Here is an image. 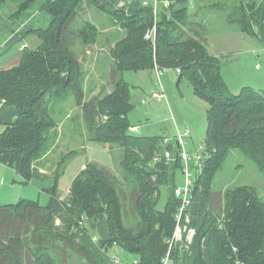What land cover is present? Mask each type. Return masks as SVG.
Here are the masks:
<instances>
[{
  "label": "trees",
  "instance_id": "1",
  "mask_svg": "<svg viewBox=\"0 0 264 264\" xmlns=\"http://www.w3.org/2000/svg\"><path fill=\"white\" fill-rule=\"evenodd\" d=\"M7 1L0 0V7ZM22 1L15 18L43 1L41 10L52 20L45 28L12 32L19 46L30 36L40 43L23 48L16 66L0 69V100L16 109L0 135V163L17 167L23 184L41 177L57 184L77 152L62 155L48 176L38 165L60 135L61 111L53 107L72 95L89 140L107 143L115 157L116 149L121 151L123 176L90 163L75 178L67 198L54 187L48 206L30 199L0 205V264H115L114 248L133 256L132 264H164L182 206L176 171L183 172L184 164L178 147L162 149L159 139L129 130L134 106L131 86L122 75L144 70L156 72L158 79L161 71H175L179 83L187 79L194 94L209 106L204 170L196 173L187 210L190 222L185 217L182 221L195 236L191 244L174 243L168 264H264V199L258 189L247 185L228 189L223 204L212 192L233 150L244 154L264 176V92L253 87L238 94L230 90L221 59L210 54L206 34L190 21L191 0H171L173 4L162 5L157 14L152 2L145 6L140 0ZM120 1L125 6L120 7ZM227 1L228 23L264 43V0ZM85 2L124 31L110 47L113 91L101 99L87 97L84 61L74 49L77 43L83 48L96 44L101 34L95 24L79 20ZM217 6L222 7L206 8ZM154 26L155 42L146 39ZM4 50L0 47V56ZM167 150L173 152L171 161L165 158ZM163 195L166 204L159 209ZM102 217L109 240L99 235Z\"/></svg>",
  "mask_w": 264,
  "mask_h": 264
},
{
  "label": "rangeland",
  "instance_id": "2",
  "mask_svg": "<svg viewBox=\"0 0 264 264\" xmlns=\"http://www.w3.org/2000/svg\"><path fill=\"white\" fill-rule=\"evenodd\" d=\"M127 1L132 3L134 0ZM43 3V1L36 2L25 14L18 18L13 15L22 6V0H9L0 7V47L5 48V50L10 48V54L8 53L9 55L0 59L1 69L8 67L7 65L11 63V56L18 55V45L14 43L19 40L14 37L15 34L27 33L50 25L51 15L41 10ZM125 4V1H120L119 6L123 7ZM215 4H221L222 7L217 6L198 11L196 3L190 1V21L196 23L198 29L206 34L208 44L211 47L210 53L213 56L218 55V58L221 59L225 77L230 80V85L233 87V82L236 84L237 76L240 75L235 74L230 79L228 68L233 69L235 64V62H230L231 58L236 57V53L240 52L241 63L246 64L249 67L248 72L251 73L255 69H252L250 60L246 58L249 57L248 52L252 51L256 42L250 35L239 32L236 27L228 23L227 16L231 4L229 1L209 0L206 7ZM85 5V11L82 15L80 13L81 18L79 20L81 23L89 21L95 24L101 34L97 43L90 45L92 48H83L82 45L77 43L74 49L77 55L81 56L80 49L83 48V55L86 57L84 69L87 77L85 83L87 97L101 99L111 93L110 91H113L114 87L112 82L113 67L110 64L112 56L110 50L105 46L108 43L114 44L117 39L123 37L124 31L121 30L122 28L119 25H116L117 28L115 29L116 26L105 14L100 13L95 8H90L86 2ZM184 28L187 29L188 27ZM14 30L16 33L12 35ZM39 43L37 37L30 36L25 45L33 48ZM99 50L100 53L98 54ZM257 64H260V62L257 61ZM231 66L232 68H230ZM122 78L131 86L134 109L129 114V120L131 126L139 127L138 131L135 132L137 136L155 137L160 140L162 149L170 146L176 149L178 147L176 137L189 130L191 137L183 143L184 148L193 154L205 146L209 106L206 101L194 94L193 87L187 79H183L179 83L178 74L173 70L161 71L159 79L156 72L148 70L126 72L122 75ZM162 89L165 94L164 99H154L152 94L162 91ZM75 103L74 96L70 95L53 107L55 111H61L57 119L60 135L56 147L38 165L39 170L44 172V176H48L55 170L62 155L72 150L76 151L77 154L67 163L64 174L57 184L54 179L41 177L22 185L17 167L11 168L0 164V205L16 203L22 195L25 199L35 200L42 206H48L50 203L49 190L54 187H57L58 191L67 198L75 178L90 163L107 169L118 178L123 176L119 158L121 151H118L117 148L119 155L115 157L110 152V146L107 143L89 140L83 113ZM176 185L179 188H183L185 185V175L182 170L176 171ZM244 185L257 188L264 199V176L244 154L238 150H233L215 179L212 188V192H215L214 199L217 200V203L222 202L223 204L225 192L228 189ZM166 200V195H163L158 204L159 209L165 207ZM106 233L105 225L100 224L99 235L101 239H104ZM186 237L187 234L179 242H186ZM192 241L188 243L191 244ZM182 244L184 245V243H181L180 246ZM111 253L113 259L117 258L124 263L126 262V264H132L133 256L128 255L121 249L114 248Z\"/></svg>",
  "mask_w": 264,
  "mask_h": 264
},
{
  "label": "crops",
  "instance_id": "3",
  "mask_svg": "<svg viewBox=\"0 0 264 264\" xmlns=\"http://www.w3.org/2000/svg\"><path fill=\"white\" fill-rule=\"evenodd\" d=\"M149 1H152V0H149ZM191 1H194L196 3V7L198 9V11L202 10V9H205L206 8V3L209 1V0H191ZM130 2V1H128ZM196 12V11H195ZM20 25V24H19ZM117 27H115L116 29ZM16 32V31H15ZM240 32V31H239ZM242 33V32H241ZM116 38V37H115ZM253 38V37H252ZM254 41L256 42V44L254 45L252 51L248 52V58L246 59H249L250 62H251V67H253L252 69H255L253 70L251 73H253V75H251V73L248 72V68L246 64L244 63H241V57H240V52L236 53V57H233L231 58V61L230 62H235L234 64V68L233 69H229L228 68V73L230 75V79L233 75H240V76H237V82L236 84H234L233 82V87L232 85H230V80L225 77V71H224V67L222 68V73H223V76H224V79L225 81L227 82L230 90L234 93V94H238L244 87H253L259 91H263L264 92V43H261L259 41H257L255 38H253ZM27 42V41H25ZM25 42H24V45H20L22 47H20L18 45V48H17V53L18 55L16 56H11V63H9V65H7L8 67H4L2 69H9L11 67H14L16 66L19 62H20V59H21V52H22V48L26 45H25ZM112 43H108L105 47L108 48L110 50V47H111ZM88 47H91V46H88ZM207 47H208V50L209 52H211L210 50V45L208 44V40H207ZM92 48V47H91ZM10 48H7L0 56V59L1 58H4L6 55H9L10 53ZM81 50V56H79V58L86 62V57L83 55L84 52H83V48L80 49ZM83 52V53H82ZM89 52V51H88ZM109 52V51H108ZM9 53V54H8ZM86 53V52H85ZM98 54L100 53V50L97 52ZM103 53V52H102ZM101 53V54H102ZM211 54V53H210ZM213 56V54H211ZM215 57H218V55H214ZM244 56V54H243ZM112 58V57H111ZM96 59V58H95ZM96 61V60H95ZM257 61L260 62V64H257ZM110 64L112 65L113 64V59H112V62L110 61ZM229 64H232V63H229ZM232 68V66L230 67ZM1 69V68H0ZM231 71V72H230ZM233 71V72H232ZM247 75H250V76H247ZM250 77V78H249ZM232 88V89H231ZM111 92V91H110ZM161 100V99H160ZM163 100V99H162ZM16 116V109L13 108V107H5L2 103V101L0 100V135L5 131L6 129V126L8 123H10ZM138 127V126H137ZM139 128V127H138ZM182 135V134H179L177 137H176V140L178 141V137ZM178 146V144H177ZM1 164V163H0ZM86 167V166H85ZM18 170V168H17ZM21 177V176H20ZM48 178V177H46ZM21 184L22 185H26V184H23L22 183V178H21ZM22 199H25L24 197H22V195H20V197L18 198V200L16 201L19 202L20 200ZM8 204H12V203H8ZM100 224H104L105 225V228L107 230V233L105 234L104 236V240H109L110 239V233H109V230H108V224H107V221L105 220V218H101L99 223H98V228H99V225Z\"/></svg>",
  "mask_w": 264,
  "mask_h": 264
},
{
  "label": "built area",
  "instance_id": "4",
  "mask_svg": "<svg viewBox=\"0 0 264 264\" xmlns=\"http://www.w3.org/2000/svg\"><path fill=\"white\" fill-rule=\"evenodd\" d=\"M143 2V4L145 6L149 5L150 2H152L153 6H154V11L155 14H157L158 10L161 9V6L163 5L165 8L170 7L173 4V1L171 0H140ZM156 35H157V27L154 26V28L152 30H150L147 35H146V39L147 40H152L153 42L156 41ZM157 74L159 75V71H157ZM160 86L162 87L161 83ZM152 97L154 99H164L165 94L164 91L162 89V91L159 92H154L152 94ZM132 132H137L138 131V127H132L131 128ZM190 132L189 130H186L182 135H180L177 139V144L180 146L178 147L179 149V158H181V160L183 161L184 164V168H183V174L185 175V185L183 188H177L176 189V194L177 196L182 198V206L179 210V214H178V225L175 231V235L173 240L171 241V248H170V252L171 249L174 245V243L181 241L184 238V235L187 234L186 237V241L187 242H191L194 238L195 235V231L193 229H189L187 225H183L182 221L183 218L185 217V221L186 223L190 222V217L187 214V210L189 209L191 203H192V191H193V187H194V183H195V178H196V173L197 174H202L203 170H204V162H205V147H202L200 151L191 154L189 151H187L184 148L183 143L185 142L186 139L190 138ZM165 158L168 161L173 160V152L171 150H167L165 152ZM159 158L155 159V162L158 161ZM170 252L167 255V257L164 259V264H168L169 263V256H170ZM115 264H122L120 259L115 258L114 259ZM133 264H139L138 261H134Z\"/></svg>",
  "mask_w": 264,
  "mask_h": 264
},
{
  "label": "water",
  "instance_id": "5",
  "mask_svg": "<svg viewBox=\"0 0 264 264\" xmlns=\"http://www.w3.org/2000/svg\"><path fill=\"white\" fill-rule=\"evenodd\" d=\"M178 147H180V146L178 145Z\"/></svg>",
  "mask_w": 264,
  "mask_h": 264
}]
</instances>
